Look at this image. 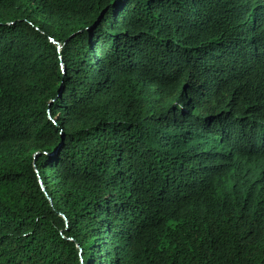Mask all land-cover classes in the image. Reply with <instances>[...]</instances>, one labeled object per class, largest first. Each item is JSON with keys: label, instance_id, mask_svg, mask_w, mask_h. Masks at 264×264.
<instances>
[{"label": "trees", "instance_id": "16d2710c", "mask_svg": "<svg viewBox=\"0 0 264 264\" xmlns=\"http://www.w3.org/2000/svg\"><path fill=\"white\" fill-rule=\"evenodd\" d=\"M0 264H264V0H0Z\"/></svg>", "mask_w": 264, "mask_h": 264}]
</instances>
